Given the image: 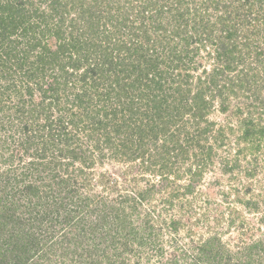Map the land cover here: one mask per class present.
Returning a JSON list of instances; mask_svg holds the SVG:
<instances>
[{
  "label": "trees",
  "instance_id": "trees-1",
  "mask_svg": "<svg viewBox=\"0 0 264 264\" xmlns=\"http://www.w3.org/2000/svg\"><path fill=\"white\" fill-rule=\"evenodd\" d=\"M263 17L264 0H0V132L13 143L2 156L17 157L32 172L53 166L46 198L42 187L24 182L29 215L0 208L2 235L5 222L27 230L22 239L10 233L13 251L0 264H60L51 258L67 260L59 244L69 233L60 226L93 214L100 223L126 219L125 207L136 211L162 187L188 206L219 158L212 141L222 148L234 139L235 159L221 164L233 169L247 155L252 168L245 176H256V153L264 148V125H257L264 124ZM214 109L226 115L221 129L211 119ZM95 154L124 158L153 179L144 186L133 179L139 191L120 202L101 195L110 212L96 214L98 187L110 178L101 172L89 184ZM230 213L232 222L242 217ZM43 229L48 243L39 239ZM253 247L264 257V237Z\"/></svg>",
  "mask_w": 264,
  "mask_h": 264
},
{
  "label": "rangeland",
  "instance_id": "rangeland-1",
  "mask_svg": "<svg viewBox=\"0 0 264 264\" xmlns=\"http://www.w3.org/2000/svg\"><path fill=\"white\" fill-rule=\"evenodd\" d=\"M218 65L219 61L212 60V69L217 68ZM225 116L217 109L212 110L211 119L218 129L226 126ZM259 121L263 120L257 122ZM233 124L237 125V121ZM257 125L260 127L264 124L259 122ZM257 137L263 136L256 134ZM228 139L230 141L222 148L212 141L213 153L219 158L214 160L213 167H209L208 171L204 170V178L196 186L195 195L188 197V206L185 205L181 196L179 200H175L172 196L170 198L169 188L162 187V191L160 190L158 194L151 195L150 198L142 201V204L138 203L139 207L136 211L125 207L126 219L110 217L109 220L100 223L94 221L95 214H93L86 216L85 220L84 217H79L82 220L78 224L62 225L59 223L55 230L58 232L59 226L62 225L60 227L65 233H69L62 236L66 242L61 240L62 245L59 244L67 250V260L61 256L55 258L53 254L51 258L57 259L56 262L60 264H111V261L121 263L123 260H126L125 264H261L264 257L258 258L259 250L254 247L250 248V246L264 237V223L260 222L261 215L264 213V204H262L264 188L259 187V184L264 186V148L256 153L257 162L254 164L258 166L257 175L248 178L245 172L252 166L248 167L251 161L247 155H245L246 158L241 155L236 165L232 163L236 166L233 169H225L221 164L227 157L229 159L236 157L234 154L237 150L235 140L231 137ZM0 142V208L3 206L11 208L9 213H13L15 217L27 216L30 212L27 208L30 201L27 200L24 192L25 183H34L42 187L40 190L43 191L39 195L46 198L49 189L45 187L51 181L50 173L53 170L49 171V169H53V166L46 170L39 166V171L34 170L33 172L23 170V163L17 157L8 160V156H5L6 159L2 156L3 146L9 149L12 147L7 144H13L10 139H5L3 131L0 132ZM52 151L55 152V149ZM99 157L95 154L92 162V169L95 172L93 176L88 177L89 184H96L97 174L101 172H107L110 180L105 182V187L101 184L98 187L100 195L99 198L94 199L95 205L93 206L96 214L99 211H106L102 205L104 199L101 195L109 200L116 199L120 202L122 195L133 197V194L139 191L135 179L141 186L153 179L149 173L143 175L135 170L134 166H127L124 158L119 157L117 162L106 156L103 159ZM24 161L27 162L30 159L24 157ZM46 161L43 160V163ZM131 168L133 169L128 176L122 177ZM60 171L63 170L60 169ZM64 173L67 172H62L60 175L66 177ZM68 174H70L69 171ZM133 175H136L135 178H132ZM86 179L82 177L78 180ZM247 184L250 189L252 187L251 191L247 188ZM82 191L85 193V190ZM167 198L171 199L169 203L161 202ZM224 198L227 201H224ZM248 199H251V202L247 203L253 204L255 200L260 202V209H255L256 204H247ZM231 209H235L242 216L236 222L231 221L233 217L230 213ZM241 220L244 221L243 225L240 224ZM0 221L1 224L5 221L1 209ZM145 222H147L146 226ZM7 224L5 222L3 235L0 233V263L4 262L3 258L7 259L9 250L13 251L10 233L17 231L18 239H22V231H27L20 222L16 225L12 222L13 226ZM36 229L33 228V230ZM43 230H41L42 236L40 235L39 239L47 240L49 234ZM38 234L36 232L33 235L37 238ZM214 234L216 237L218 235L219 241L210 239ZM69 237L70 242L67 239ZM16 251H19V247ZM57 251L60 252V250ZM17 254L20 255L21 252ZM9 260L11 261L12 258L10 257Z\"/></svg>",
  "mask_w": 264,
  "mask_h": 264
}]
</instances>
